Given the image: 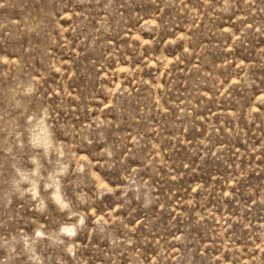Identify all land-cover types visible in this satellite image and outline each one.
Segmentation results:
<instances>
[{"label": "rangeland", "instance_id": "374dc122", "mask_svg": "<svg viewBox=\"0 0 264 264\" xmlns=\"http://www.w3.org/2000/svg\"><path fill=\"white\" fill-rule=\"evenodd\" d=\"M0 264H264V0H0Z\"/></svg>", "mask_w": 264, "mask_h": 264}]
</instances>
